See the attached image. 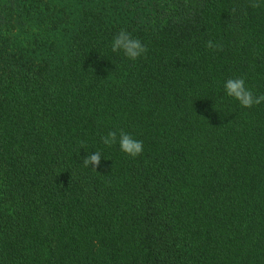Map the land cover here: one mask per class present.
I'll list each match as a JSON object with an SVG mask.
<instances>
[{
	"label": "trees",
	"instance_id": "16d2710c",
	"mask_svg": "<svg viewBox=\"0 0 264 264\" xmlns=\"http://www.w3.org/2000/svg\"><path fill=\"white\" fill-rule=\"evenodd\" d=\"M236 77L264 94V0H0V264H264V102Z\"/></svg>",
	"mask_w": 264,
	"mask_h": 264
},
{
	"label": "clouds",
	"instance_id": "9594fccd",
	"mask_svg": "<svg viewBox=\"0 0 264 264\" xmlns=\"http://www.w3.org/2000/svg\"><path fill=\"white\" fill-rule=\"evenodd\" d=\"M251 7H259L258 2H253ZM233 12L236 11L234 8ZM112 51H123L124 55L131 60L138 59L141 55L147 52V46L138 38H133L132 35L126 30L121 29L112 41ZM209 48H219L220 45H214L212 41H208ZM224 88L226 93L237 99L242 107L250 108L254 104L258 105L264 102V94L256 96L252 90L245 85V80L242 77L229 78L225 81ZM102 142L107 146H112L117 143V132L109 131L106 136L101 137ZM83 143V142H82ZM119 146L121 151L126 154L136 157L143 151V142L135 139L130 133L125 132L123 129L119 132ZM102 160V154L99 151L89 153L83 158V165L85 167L92 166L97 169Z\"/></svg>",
	"mask_w": 264,
	"mask_h": 264
}]
</instances>
